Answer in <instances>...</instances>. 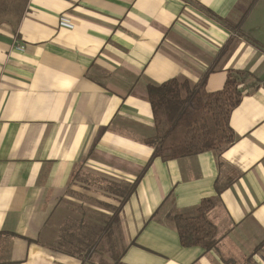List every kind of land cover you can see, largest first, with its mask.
I'll return each mask as SVG.
<instances>
[{"label": "crops", "instance_id": "1", "mask_svg": "<svg viewBox=\"0 0 264 264\" xmlns=\"http://www.w3.org/2000/svg\"><path fill=\"white\" fill-rule=\"evenodd\" d=\"M230 72L250 74L235 143L150 165L113 237L122 264H264V0H0V264H116L51 249L77 166L132 184L154 152L148 85L213 93ZM210 198L216 248L183 247L170 217Z\"/></svg>", "mask_w": 264, "mask_h": 264}, {"label": "trees", "instance_id": "2", "mask_svg": "<svg viewBox=\"0 0 264 264\" xmlns=\"http://www.w3.org/2000/svg\"><path fill=\"white\" fill-rule=\"evenodd\" d=\"M205 12L227 25L210 10L205 9ZM249 77L247 72H230L223 89L213 93L206 89V78L196 85L178 79L161 85L149 84L147 93L154 117V135L146 138L145 143L154 149L151 159L132 184L109 185L106 192L119 199L118 206L108 205L113 211L111 217L102 223L90 218L87 221L84 217L71 225L66 224L51 249L83 263L90 262L97 252L105 251L116 264H122L125 250L116 252L113 237L120 226L122 209L136 192L147 169L156 159L169 162L206 152L221 153L232 146L236 136L231 116L244 96L241 83ZM215 205V199H205L196 209L176 212L170 217L183 247H200L205 251L216 248L217 229L208 218Z\"/></svg>", "mask_w": 264, "mask_h": 264}, {"label": "rangeland", "instance_id": "3", "mask_svg": "<svg viewBox=\"0 0 264 264\" xmlns=\"http://www.w3.org/2000/svg\"><path fill=\"white\" fill-rule=\"evenodd\" d=\"M86 164L83 162L77 166L74 179L67 190V198L61 205V219L58 220V223L56 221L52 223L54 228H59L57 232L61 231L60 226L71 225L79 219L80 211L85 213V219L88 221L93 217L94 210L105 209V204L117 205L116 202L109 201L110 199L106 197L105 189L110 183L109 178L88 169ZM163 212L166 214L167 209H164Z\"/></svg>", "mask_w": 264, "mask_h": 264}]
</instances>
